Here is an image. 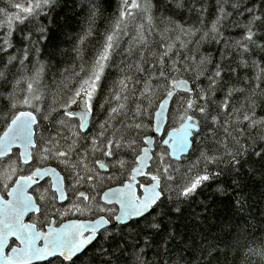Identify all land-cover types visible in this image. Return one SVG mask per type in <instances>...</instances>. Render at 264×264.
I'll return each instance as SVG.
<instances>
[{"label":"snow or ice","instance_id":"6c2138e0","mask_svg":"<svg viewBox=\"0 0 264 264\" xmlns=\"http://www.w3.org/2000/svg\"><path fill=\"white\" fill-rule=\"evenodd\" d=\"M215 7L206 27V3L120 0L86 60L100 9L79 0L88 27L66 34L79 71L65 69L54 92L46 64L19 78L9 66L25 72L52 40L61 0L0 8V264H264V210L259 229L251 211L264 185V0ZM185 9L199 27L165 15ZM234 15L241 34L225 39ZM209 42L218 55L202 51ZM67 54L56 45L49 63Z\"/></svg>","mask_w":264,"mask_h":264},{"label":"trees","instance_id":"16d2710c","mask_svg":"<svg viewBox=\"0 0 264 264\" xmlns=\"http://www.w3.org/2000/svg\"><path fill=\"white\" fill-rule=\"evenodd\" d=\"M192 2H194L197 7L205 3L207 4L208 11L205 14L204 25L206 27L210 26L211 21L215 19L216 0H186V8H187V4ZM61 3L63 4V8H57L53 14L55 18L56 27L53 30L54 34L52 40L45 45H41L42 51L38 55L34 52L30 54L32 63H29L27 65L25 72L22 73L18 71L19 69L18 63H15L14 66H9L10 67L9 78H11L12 73H15L17 75V78H19V76L23 74L30 75L32 72L33 64H35V62L39 60L41 63L47 65L43 78V85L45 86V91L54 92L59 82L66 75L64 71L65 69H68V74L71 73L74 67L76 68L77 71H79L77 65H79L80 61L76 57V53L71 50L72 43L69 39H67L66 34L67 36H70L73 39L78 35H82L84 30H86L88 27L86 21L87 13H84L83 15L80 14L79 0H76L75 3H73V0H61ZM96 3L99 5L100 15L97 17V21L95 25H93V28L95 29V34L92 37L86 39L83 45V55L85 56L86 60H91L96 55V50L99 47V41L102 38V34L105 32L106 28L109 27L112 19L114 18L120 0H96ZM0 8H7V0H0ZM229 11H231L230 8ZM165 15H172L174 19L186 25L195 23L196 26L198 27L200 26L199 16L198 13L195 11V9H193L191 13H189L186 9L179 12H168L167 10H165ZM237 18L238 17L234 15L231 18V20L225 21L224 29H223V35L225 39H228L230 37L232 38L239 37V35L241 34L240 30L233 29L231 27L232 21L236 20ZM0 20H3L2 14H0ZM19 27H23V26H19ZM2 33L3 30L0 29V34ZM20 36H21L20 31H17L12 36V42L16 45L17 48H22L24 46V44L20 40ZM128 39L129 37L127 36L121 37V48L127 47L125 41H128ZM56 45H59V47L62 50L67 51L68 54L66 56L58 55L54 60H51V62L49 63L48 53ZM221 47L222 44L217 45L215 43L209 42L203 45L202 51L211 52L213 55H218V49ZM9 51L14 52L13 49H10ZM119 51L120 49H117V54H114L113 61L111 62L110 67L106 69V76L108 77L107 83H111L112 80L118 79L120 76L118 67L120 66V61L122 57L118 54ZM0 56H3V54L0 53ZM4 59H6V56L4 57ZM239 71L241 75L244 74V70H239ZM249 74H251V70H249ZM103 83L104 81H102V84ZM21 87H24V85H21ZM102 99L103 96H101V101ZM104 115H105L104 112L101 111L99 107H97L95 118L97 120H102L104 118ZM50 166L56 167V163L53 161L51 162ZM212 183H213L212 181H209L206 182V185ZM113 185H118V183H113L112 186ZM262 189H264V185L255 183L254 190L257 195L256 197H254V200L256 202L254 207L251 209L252 214L256 217V219L253 220V225L255 229H259L261 227V225L258 223V221L260 220L259 213L261 210H264V201H261L259 199V193L261 192ZM210 192H211V188H206L205 194H209ZM211 226L213 227V231H218L215 221L212 222ZM221 259L223 260V257ZM231 260H232V256L231 254H229L228 264H231Z\"/></svg>","mask_w":264,"mask_h":264},{"label":"flooded vegetation","instance_id":"af4514ba","mask_svg":"<svg viewBox=\"0 0 264 264\" xmlns=\"http://www.w3.org/2000/svg\"><path fill=\"white\" fill-rule=\"evenodd\" d=\"M52 167H55V166H52ZM58 171H59V169H58ZM113 186H118V185H113ZM57 226H59V225L57 224Z\"/></svg>","mask_w":264,"mask_h":264},{"label":"water","instance_id":"95a60500","mask_svg":"<svg viewBox=\"0 0 264 264\" xmlns=\"http://www.w3.org/2000/svg\"><path fill=\"white\" fill-rule=\"evenodd\" d=\"M157 138H159L158 136H157ZM52 167V166H51ZM58 170V169H57ZM27 219V218H26Z\"/></svg>","mask_w":264,"mask_h":264},{"label":"rangeland","instance_id":"374dc122","mask_svg":"<svg viewBox=\"0 0 264 264\" xmlns=\"http://www.w3.org/2000/svg\"><path fill=\"white\" fill-rule=\"evenodd\" d=\"M73 218H75V217H73Z\"/></svg>","mask_w":264,"mask_h":264},{"label":"bare ground","instance_id":"6f19581e","mask_svg":"<svg viewBox=\"0 0 264 264\" xmlns=\"http://www.w3.org/2000/svg\"><path fill=\"white\" fill-rule=\"evenodd\" d=\"M232 24V23H231Z\"/></svg>","mask_w":264,"mask_h":264}]
</instances>
